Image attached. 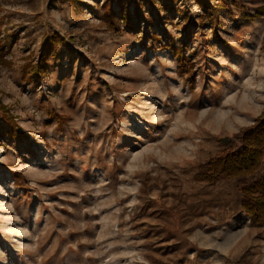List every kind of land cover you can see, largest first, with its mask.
I'll return each instance as SVG.
<instances>
[{
    "label": "rangeland",
    "instance_id": "1",
    "mask_svg": "<svg viewBox=\"0 0 264 264\" xmlns=\"http://www.w3.org/2000/svg\"><path fill=\"white\" fill-rule=\"evenodd\" d=\"M0 39V264H264L238 179H193L264 109V0H0ZM251 75L252 121L188 143L180 119ZM246 217L253 238L225 244Z\"/></svg>",
    "mask_w": 264,
    "mask_h": 264
},
{
    "label": "trees",
    "instance_id": "2",
    "mask_svg": "<svg viewBox=\"0 0 264 264\" xmlns=\"http://www.w3.org/2000/svg\"><path fill=\"white\" fill-rule=\"evenodd\" d=\"M53 36H57L54 34ZM172 53L177 60V71L187 74L194 80L193 63L181 47L171 45ZM7 48L0 39V67L10 65L11 61L5 57ZM36 73L41 72L40 63L34 67ZM0 110L9 113V108L0 100ZM55 115L58 124L67 115L50 112L49 117ZM12 114L7 117L14 136L23 137L25 133L16 127ZM236 178L241 192V207L255 226H264V109L255 120L241 126L230 136L218 139V150L198 164L193 179L212 185L223 179Z\"/></svg>",
    "mask_w": 264,
    "mask_h": 264
},
{
    "label": "bare ground",
    "instance_id": "3",
    "mask_svg": "<svg viewBox=\"0 0 264 264\" xmlns=\"http://www.w3.org/2000/svg\"><path fill=\"white\" fill-rule=\"evenodd\" d=\"M255 76L251 75L247 79L240 83H232L231 86L225 91L224 95L217 101L214 96L212 101L201 108L195 121H184L180 119L179 124H188L190 140L188 143L195 144L196 147H205L210 143V136L213 132H220L227 129H236L237 124L245 121H252L251 113L256 112L259 109V103L256 99L257 89L256 84H262L261 78L259 82L255 83ZM180 126V125H179ZM183 148H180L179 144L171 148V150L179 157L180 160L190 158L191 150L190 146H185L181 143ZM189 186L185 192H189V195L195 194V191H188ZM226 191L225 189H222ZM137 207V204H136ZM243 222L239 224L240 220L235 219L229 223V230L226 232L224 243L227 245H237L245 240L253 238L252 232L248 227V218L246 217ZM195 233H198L195 232ZM199 234V233H198ZM203 236V234H199ZM116 264H121L120 261H116ZM130 264H142L136 263L135 260Z\"/></svg>",
    "mask_w": 264,
    "mask_h": 264
}]
</instances>
